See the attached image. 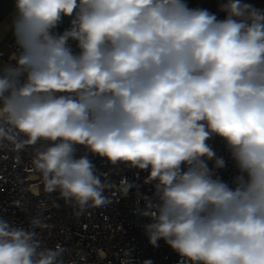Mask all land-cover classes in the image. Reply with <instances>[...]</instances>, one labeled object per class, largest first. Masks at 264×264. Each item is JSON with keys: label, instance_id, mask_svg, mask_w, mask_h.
Wrapping results in <instances>:
<instances>
[{"label": "clouds", "instance_id": "clouds-1", "mask_svg": "<svg viewBox=\"0 0 264 264\" xmlns=\"http://www.w3.org/2000/svg\"><path fill=\"white\" fill-rule=\"evenodd\" d=\"M13 10L0 149L34 147L45 191L78 215L112 203L104 193L117 187L93 158L147 172L152 192L137 191L135 211L150 245L163 240L179 264H264V9L220 0L219 18L187 0H13ZM215 138L237 169L230 182ZM133 188L124 177L118 190ZM45 227L0 217V264H65L69 250L39 238Z\"/></svg>", "mask_w": 264, "mask_h": 264}, {"label": "built area", "instance_id": "built-area-1", "mask_svg": "<svg viewBox=\"0 0 264 264\" xmlns=\"http://www.w3.org/2000/svg\"><path fill=\"white\" fill-rule=\"evenodd\" d=\"M190 7L206 8L223 18L219 11L220 0H187ZM255 7L264 9V0H247ZM69 26L64 18L59 30ZM17 52L14 35L0 44V64L12 62ZM218 155L224 156L227 164L219 175L225 181L237 174L234 162L229 157L223 142L215 138L208 142ZM38 147V146H37ZM35 149L27 146L23 150L0 149V217L17 225L29 226L33 217L39 216L47 225L37 228L42 243L53 248L57 244L68 249L65 264H179V256L164 243L159 247L149 244L142 225L148 221L136 214L135 207H143L137 195H151L152 186L145 184L147 172L129 169L124 165L112 166L101 158H93L101 179L117 187L106 189L104 195L112 201L104 207L88 208L81 214L66 204L57 193H47L40 174L34 169L32 160ZM139 172V176H137ZM126 177L135 183L127 196L118 190ZM18 202V203H17Z\"/></svg>", "mask_w": 264, "mask_h": 264}, {"label": "rangeland", "instance_id": "rangeland-1", "mask_svg": "<svg viewBox=\"0 0 264 264\" xmlns=\"http://www.w3.org/2000/svg\"><path fill=\"white\" fill-rule=\"evenodd\" d=\"M14 10H12L1 22H0V44L6 40H10L13 36L12 32V19Z\"/></svg>", "mask_w": 264, "mask_h": 264}, {"label": "water", "instance_id": "water-1", "mask_svg": "<svg viewBox=\"0 0 264 264\" xmlns=\"http://www.w3.org/2000/svg\"><path fill=\"white\" fill-rule=\"evenodd\" d=\"M13 10V0H0V22Z\"/></svg>", "mask_w": 264, "mask_h": 264}]
</instances>
